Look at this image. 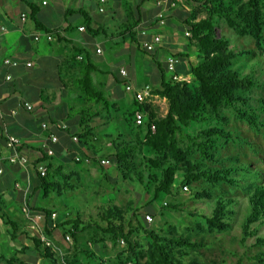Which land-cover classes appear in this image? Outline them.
Instances as JSON below:
<instances>
[{"label":"trees","instance_id":"16d2710c","mask_svg":"<svg viewBox=\"0 0 264 264\" xmlns=\"http://www.w3.org/2000/svg\"><path fill=\"white\" fill-rule=\"evenodd\" d=\"M187 1L198 8L184 16L183 21L189 33L187 36L189 44L184 53H172L169 56L173 55L179 60L190 59V52L196 53L199 64L195 67L191 66L189 74L194 78V84L176 81L173 77L166 80L165 71L160 67L164 77L159 88L154 91V95L168 102L167 115L159 117L156 109L147 101L144 103L135 101L134 108L128 112L127 120L124 121L125 125L122 123L120 126L123 132L117 128L119 134L111 141L113 152L107 154L100 152L104 155L103 159L115 164V170L122 181L126 182L125 184L130 182L141 187V191H144L143 197L145 200L148 199V202L138 209L129 206L126 211L120 206L106 207L98 214L99 221L92 218V221L84 222L79 212L74 215L69 214L71 217L67 214L63 217L60 214L53 220L52 215L56 213V209L36 206V200L38 198L40 202L48 200L52 195L61 197L74 192L76 187L70 184V177L64 178L62 182L59 181L58 177L50 172V168L46 177H41L37 173L36 186L30 194L31 199L27 206L32 214L43 215L42 234L53 241V247L49 248L41 242L40 233H34L35 248L47 264H105L95 252L80 247V233L88 232L92 228L96 231L90 239L95 245H105L106 239L112 241L114 246H117L119 241H124L127 246L125 251L129 253V258L134 264H141L140 259L145 258L147 261L144 264H216L199 261L195 257L196 254L199 256L201 249L205 247L203 240L198 242L192 237L180 235L176 228L170 225L163 230H150L147 221L143 218L142 212L154 215L153 207L161 197L179 195L185 187H188V191L189 188L191 189L195 201L215 200L211 216L203 217L206 228L201 224L195 226L196 234L202 236L208 233L230 232L236 217L237 201L225 196L217 197L213 190L223 184L233 188L241 184L249 194V213L242 228V244L245 245L248 238L256 237V245H264V238L258 237L259 227L264 225V185L253 184L251 181H257L256 178L245 176L240 178L238 168H215L207 163H217L215 151L219 141L232 139V134L220 126H209L198 134L188 132L195 123H207L213 120L227 123L229 119L221 114L223 109L237 110L239 120H246L252 128L258 127L257 112L254 109H245L250 103L241 94L251 92L256 87V82L251 76H240L232 68L235 60L249 55L250 52L232 50L230 40L219 35L215 19L223 20L238 36L251 37L260 48L264 38V0ZM25 4L29 8L31 20L39 26V29L47 34H55L59 39L56 30H50L38 20L39 7L27 1ZM202 12H205L207 17L199 19ZM85 17L90 28L91 19L86 15ZM142 21V17L139 16L126 25L125 31L143 54L153 56L154 53L143 50L141 36L137 33ZM81 53L83 52L76 50L74 55V61L82 67V75L77 83L80 97L87 103L99 105L104 111L108 110L112 114L111 110H114L115 106L109 104L105 93L97 88L93 79V73L97 68L87 55L79 61L77 54ZM116 80L120 83L119 79ZM238 105L243 108H237ZM261 107L264 109V100L261 101ZM83 111L84 116L90 114L88 108ZM136 112L144 114L142 126L136 125ZM115 113L119 114L120 111ZM85 120L81 124L82 128L86 124ZM86 121L85 132L77 136L78 142L85 141V145L88 144L86 139L92 135L88 124L91 120ZM152 126H155V130H152ZM198 153L200 159L195 158ZM98 158L94 162L99 166L95 167L103 169L100 164L102 158L101 156ZM243 179H246L248 184H242ZM176 180L180 181L178 188H175ZM201 182H205L213 189L198 188L196 185ZM170 207L178 209L170 202H165L160 207V211ZM4 219L13 229V237H16L21 225L16 220ZM255 225L257 227L253 228ZM186 230L190 232L189 228ZM26 232L28 231L22 233L23 237L27 236ZM142 235L148 237L146 248L138 243ZM67 236L71 238L70 244L74 246L73 254L67 252L63 254V248H59L60 244L68 243ZM55 248L60 249L61 255L57 254ZM139 248L144 252L142 256L140 255L142 258L136 252ZM16 257L8 260L7 264L19 263ZM187 258L190 260L188 263L184 261ZM251 260L257 264H264V253L257 254ZM237 264H243V261L239 260Z\"/></svg>","mask_w":264,"mask_h":264},{"label":"crops","instance_id":"0c3cea01","mask_svg":"<svg viewBox=\"0 0 264 264\" xmlns=\"http://www.w3.org/2000/svg\"><path fill=\"white\" fill-rule=\"evenodd\" d=\"M25 1L39 7L38 20L50 30H56L59 39L55 34H50L53 37L51 42L43 38L47 33L31 20ZM157 1L107 0L101 5L96 0H43L42 3L0 0V261L3 264L15 256L19 261L17 264H47L35 248L34 232L27 227L30 221L23 214V207L29 203L36 186L37 166L43 164L48 170L50 168V172L60 178L59 181L67 177L80 180L85 172L99 166L94 160L100 156L104 158L100 152H113L111 141L118 136L115 128L117 114L107 110L106 115L101 116L99 105L87 103L80 97L77 83L82 67L74 61L76 50L83 52L77 54L78 60L87 55L97 68L93 73L95 85L99 90L107 91L103 92L109 104L115 106L114 111L127 106L132 111L135 99L117 82L113 70L118 75L122 69L127 71L125 87L132 85L135 90H140L150 86L157 89L164 77L160 67L167 72L165 61L168 54L185 52L186 46L181 38L187 32L180 25L183 12L179 0H165L168 4L164 26L157 21L160 10ZM171 3L175 6L171 7ZM89 8H94L92 14ZM107 12L109 15L103 16ZM84 14L91 19L90 28ZM23 15H26L24 21ZM139 16L143 19L137 30L139 36L142 30H148L149 36L159 34L163 38L162 46L153 56L143 54L125 31L126 25ZM37 36L40 37L38 41L35 40ZM97 50L101 53L98 54ZM5 59L22 64L30 62L33 66L7 68L3 65ZM115 59L120 60L118 67ZM140 61L145 68L143 72L139 70ZM184 68L185 62L180 61L177 69L180 77L185 74ZM7 75L12 76L10 82L6 81ZM119 81L121 83V78ZM25 103L31 104L33 111L24 109ZM87 108L90 114L84 116L83 110ZM85 118L91 120L88 124L92 132L86 139L87 145L85 141L73 140L85 132ZM84 120L86 124L82 128ZM63 124L68 126L67 130H62ZM118 127L120 129V125ZM8 136L21 140L19 152L29 160L26 167L8 161L12 154L6 145ZM53 136L57 137L56 143L51 142ZM102 137L105 141L100 140ZM48 150L53 154L49 155ZM77 165L85 168H75ZM109 166L115 167V164L110 161ZM36 202V206L43 207L40 198ZM4 218L16 220L22 226L16 237H13L14 231ZM25 230L28 231L27 236L23 237ZM108 244L107 247L101 244L102 247L95 248L97 257L105 264L133 263L124 246L119 248ZM102 248L107 249H104L106 255H103ZM136 252L142 258L143 250L139 248ZM146 261L147 258L140 259L141 264Z\"/></svg>","mask_w":264,"mask_h":264},{"label":"rangeland","instance_id":"374dc122","mask_svg":"<svg viewBox=\"0 0 264 264\" xmlns=\"http://www.w3.org/2000/svg\"><path fill=\"white\" fill-rule=\"evenodd\" d=\"M31 1L34 3H42L43 0ZM178 3L183 12L181 15L182 19L180 21V25H182L185 30L184 32L186 33L188 30L183 21L184 16L198 8L187 0H179ZM88 10L92 14L94 8H89ZM107 14L109 15V12L103 16H107ZM206 17L207 14L205 12H202L199 15V19H204ZM215 20L218 26L219 35L225 36L230 40L232 50L236 52H250L249 55H244L235 60L232 68L240 76H251L256 82V87L251 92H244L241 94L247 98L250 103V105L245 107V109H254L257 112V115L259 116V125L257 128H252L246 120L238 119L237 110L223 109L221 114L223 117L229 119L227 123L219 120H213L212 122L207 123H195L188 130V132L190 134H198L200 131L208 128L209 126H220L229 131L232 134V139H221L219 141L215 151L217 163L207 162L208 165L215 168H238L240 169L238 174L240 178L244 176L256 178L257 181H251L253 184L264 185V109L261 107V101L264 100V38L261 43V47L258 48L255 40L251 37H240L232 29H229L223 20ZM188 38L189 37H187L186 34L181 38L183 43H185V48H187V45L189 44ZM180 61L185 62V74L181 77V81L194 84V78L189 74L191 66L195 67L199 64V59L196 57V53L191 51L190 59H180ZM114 62L118 67V62H120V60L115 59ZM139 70L141 72L145 70L142 61L139 62ZM113 73L116 79L121 78L116 70H113ZM165 77L166 80H169L173 77V74L166 72ZM119 84H121V87L125 89L126 81L121 78V83ZM152 89V97L147 99V103L156 109L157 116L165 117L168 112V102L155 96L154 91L156 88L154 89L152 87ZM103 91H105V93L107 92L104 89ZM237 108L243 107L238 105ZM130 110V106L119 109L120 113L117 114L118 121L115 123V128L119 129L118 125L122 126V123L125 125L124 121H126L128 117L127 111ZM100 111L101 116L106 115L104 108H101ZM111 112L115 113L113 109ZM120 130L122 131V128ZM100 140L105 141L103 137ZM106 153V150H104L103 154ZM195 158L200 159V154L198 153ZM74 167L78 169L85 168L83 165H77ZM125 183L126 182H123L120 178V175L115 170L114 166L104 167L103 169L92 167L91 170L83 174V179H72L70 181V184L76 187L74 192H69L61 197L52 195L50 199L43 200V207L47 209L55 208V212L58 217L60 214L64 217L66 214L74 215L79 212L83 216L84 222H89L93 219L95 221H99L98 214L106 207L115 205L120 206L123 209L125 208L124 210L126 211V208L129 206H134L135 209H138L148 202V199H144V191H141V187L139 185H132L130 182H127V184ZM243 183L248 184L246 179L242 180V184ZM179 186L180 181L176 180L175 188H178ZM196 186L198 188L213 189L205 182H201ZM213 191L217 197L225 196L226 198L237 201V206L235 208L236 217L233 221V227L230 232L213 234L208 233L202 236H198L196 234L195 226L197 224H201L203 228H206V222L203 217L211 216L215 207V200L195 201L192 198L193 193L190 188L189 191H180L179 195L167 198L161 197L153 207L154 215L142 212L143 218L150 215L154 219V222L151 224L147 222V226L150 230H159L161 228L166 229L167 226L170 225L175 227L180 235H184L189 238L192 237L198 242L203 240L202 243L205 247L201 249L199 256H197V254L195 256L199 261L206 263L214 262L216 264H237L239 260H242L243 264H257V262L252 261L251 259L259 253H264V245L257 246L256 237L248 238L246 244H242V228L249 213V194L245 192L241 184L237 188L223 184L220 188H216ZM139 193L141 195L140 197ZM165 202H170L172 205L178 207V209L175 210L173 207H170L160 211V207L164 205ZM71 215L69 216L71 217ZM193 215H195V217ZM30 225L31 223L29 224L28 222L27 227L29 229ZM255 227H257V225L253 228ZM186 228H189L190 232H188ZM95 231L96 230L92 228L88 232L86 231L85 233H80V247L82 249L96 252L97 250L95 248L101 246V244L95 245L90 239ZM258 237L264 238V225L259 227ZM106 240V247L107 243L110 245L113 243L110 240L108 241V239ZM138 243L140 246L146 248L148 239L145 236H141ZM117 244V247L119 246V248H121L122 245L120 244V241ZM124 247L127 248L126 244ZM59 248H63V254L66 252L73 254L75 252L74 246L68 243H63L62 245L60 244ZM102 249L104 250L106 248ZM55 250L57 254L61 255L60 249L55 248ZM106 250L102 252L103 255L104 253L106 255ZM97 253L98 252H96V254ZM184 261H187L186 263H188L190 260L187 258ZM0 264L3 263L0 261Z\"/></svg>","mask_w":264,"mask_h":264},{"label":"built area","instance_id":"2783aa9c","mask_svg":"<svg viewBox=\"0 0 264 264\" xmlns=\"http://www.w3.org/2000/svg\"><path fill=\"white\" fill-rule=\"evenodd\" d=\"M98 3H100L101 5H104L107 0H96ZM167 4L168 1L165 0H158L157 1V5L159 6L160 10L157 16V21L159 23L160 26H164L165 25V21H166V8H167ZM171 7L175 6V3H171L170 4ZM101 11H103V9H101ZM23 21L26 20V15H23ZM81 31H84V28L81 29ZM141 35V45L143 50L147 51L148 53H154L156 52V50L162 46L163 44V38L161 35L159 34H153L151 36H149V31L148 30H142L140 32ZM149 36V37H148ZM186 36H189V33H186ZM43 38L46 39L47 42H51L53 40L52 35L50 34H46ZM36 41L40 40V37L37 36L35 38ZM97 53L100 54L101 50H97ZM79 60H82V57L79 58ZM3 65L7 68H13V69H18L20 67H25V68H31L33 66L32 63L27 62V63H20L18 61H13L10 59H5L3 61ZM180 65V60L179 58L170 55L167 57L166 61H165V69L167 72L172 73L173 74V79L176 81H180L182 80L181 77L178 75L177 73V69L178 66ZM120 76L121 78L126 81L128 79V73L126 70L122 69L120 70ZM12 80V76L11 75H7L6 76V81L10 82ZM126 92L131 93L134 95V99L135 101H137L138 103H144L147 101L148 98L152 97V89L150 86H145L143 89L141 90H135L134 86L132 85H127L125 87ZM24 109H26L27 111H33V106L29 103H25L24 104ZM135 120H136V125L137 126H142L144 124V114L141 112H136L135 114ZM44 128L46 129L47 126L44 125ZM62 130H67L68 126L66 124H63L61 126ZM152 130H155V126H152ZM73 140L75 142H78V138L74 137ZM57 137L53 136L51 138V142L52 143H56ZM7 148L9 150L12 151L11 156L8 157V161L11 164H17L20 165L21 167H26V165H28V158L22 154H20L19 149L22 146V142L19 138L15 137V136H8L7 138V142H6ZM49 155H52L53 152L51 150H48ZM87 162H89V160H87ZM101 166L103 167H108L110 165V160L107 159H102L100 161ZM37 172L41 175V177H46L47 173H48V169L46 166H44L43 164H40L39 166H37ZM0 174H2V171L0 170ZM185 191H188V187L184 188ZM23 214L25 215V217L30 221L31 225H30V230L36 233H40V239L41 242L44 243L47 247H53V243L47 239L46 236H44L42 234V226L41 223L43 221V215L41 214H32L29 207L25 204L23 207ZM57 218V214L54 213L52 215V219L55 220ZM145 220L151 224L154 222V219L150 216L147 215L145 217ZM66 241L70 244L71 243V238L69 236L66 237ZM120 244L122 246L125 245L124 241H121ZM128 264H134V263H128Z\"/></svg>","mask_w":264,"mask_h":264},{"label":"bare ground","instance_id":"6f19581e","mask_svg":"<svg viewBox=\"0 0 264 264\" xmlns=\"http://www.w3.org/2000/svg\"><path fill=\"white\" fill-rule=\"evenodd\" d=\"M153 54V53H152Z\"/></svg>","mask_w":264,"mask_h":264}]
</instances>
